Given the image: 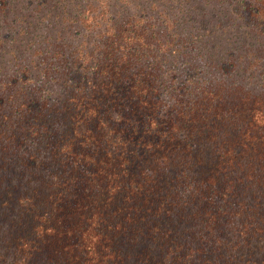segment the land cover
<instances>
[{
    "label": "trees",
    "instance_id": "1",
    "mask_svg": "<svg viewBox=\"0 0 264 264\" xmlns=\"http://www.w3.org/2000/svg\"><path fill=\"white\" fill-rule=\"evenodd\" d=\"M110 7L0 0V264H264V17Z\"/></svg>",
    "mask_w": 264,
    "mask_h": 264
},
{
    "label": "rangeland",
    "instance_id": "2",
    "mask_svg": "<svg viewBox=\"0 0 264 264\" xmlns=\"http://www.w3.org/2000/svg\"><path fill=\"white\" fill-rule=\"evenodd\" d=\"M52 1V0H51ZM180 1V0H175ZM184 8L177 11V7L174 5V0H106L111 6L113 11L120 12L121 19H126V15L134 14L142 15L147 18L157 20L158 15L162 17L166 15L175 16L178 22V26L174 28L176 34H185L186 27L182 22L187 18L198 20L214 21L215 19H239L246 20L250 16H254V19L259 20L264 17V0H182ZM117 6V7H116ZM115 8V9H114ZM19 6H17V11ZM9 19L3 21L0 18V34H5V24ZM240 21H237L239 23ZM239 24H234L233 28L228 33L239 34L246 30L245 28L239 29ZM250 34H254L252 29H247ZM233 34V35H234ZM180 35V36H182ZM2 70V69H1ZM0 70V71H1ZM8 73L7 68H4L0 72V79H4L5 74ZM255 89V87L253 88ZM261 89V88H259Z\"/></svg>",
    "mask_w": 264,
    "mask_h": 264
}]
</instances>
